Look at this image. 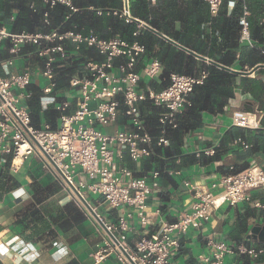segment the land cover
<instances>
[{
  "label": "crops",
  "instance_id": "1",
  "mask_svg": "<svg viewBox=\"0 0 264 264\" xmlns=\"http://www.w3.org/2000/svg\"><path fill=\"white\" fill-rule=\"evenodd\" d=\"M234 4L235 0H223L217 12L212 13L204 0H129L130 14L134 19L127 21L113 12L121 10L123 0H119L117 6L113 0H70V6L74 9L59 1L50 6L43 0H0V26L12 32L25 31L42 35L54 31L74 32L82 37L92 33L99 39L119 37L128 42L136 40L144 44L145 51L138 57L135 70L141 71L146 62L156 58L161 65V74L156 79H141L143 88L155 90L149 85L151 81L161 85L165 69L186 70L188 55L198 61L193 66L195 75L202 70L207 71V66L213 64L169 43L145 26L141 27L139 21L195 54L211 60L214 59L207 55L213 47L219 54L230 56V65L221 64L248 72L236 74L227 71L231 74L229 86L232 88V97L222 106L213 103L211 109L201 111V126L187 131L182 137L179 145L182 157L177 155L174 160H170L159 155L162 162L157 166L146 162L149 156L132 160L127 152L123 153V163L135 176H148L152 170L159 171L157 187L152 188L148 199V210L159 209V214L145 226H140L135 216L128 220L130 230L127 232V244L131 248L140 235L151 236L156 233L159 218L173 221L182 211L189 210L193 198L184 185L185 179L208 186L230 172L231 167H245L250 162L260 164L264 171V82L260 78L264 75V67H257L252 71L264 62L261 51L264 49V42L258 43L251 33L249 17L252 13L249 9L250 41L241 39L242 15L238 19L232 15ZM20 5H24L29 13L28 18H25L28 23L25 27L16 24L21 22ZM45 12L48 14L47 21H44ZM263 18L264 13L259 16L258 24H264L261 22ZM235 19L238 20L237 29L232 25ZM151 20L158 28L150 24ZM120 24L129 25L130 31L124 32L125 29L120 28ZM136 31L137 34L134 35ZM57 42L59 41L54 39L42 41L40 45L23 43L14 55L9 51V42L0 41V57H13L12 64L0 65V74L9 76L27 72L30 75V83L24 90L13 88V92L20 97L19 104L27 107V101L33 95H39L40 110L31 113L28 109L31 121L37 127L44 124H49L51 128L57 127L60 115L57 106L66 101V111L72 112L78 102V91L70 88L68 82L65 86L56 85L46 96V99L53 97V101L40 99L43 96L42 88L48 81L42 74L45 57L38 52L44 45ZM60 42L64 47L69 43L75 45L68 37H63ZM167 45L170 46L168 50ZM194 46L201 50H193ZM65 49L66 57L71 52L75 53L73 49ZM178 52L185 54L180 67L177 66ZM55 57V62L62 60L58 53H55ZM117 62L118 58L115 59V63ZM53 71L57 78V69L54 68ZM73 76L76 75H70L69 79ZM217 86L221 87L222 84L219 82ZM140 105L150 108V116L147 117L142 110L141 113L147 129L156 133L160 108L148 102H141ZM230 108L254 114L259 125L252 128L234 125ZM187 111L188 107L177 116V120L184 119ZM53 112H57L56 117ZM130 128L131 124L120 113L116 122L101 130L110 134L117 129ZM237 138L248 146L234 145L233 141ZM216 143L218 147L214 148L213 153L205 152ZM203 153L206 157L215 154L216 158L203 159ZM183 156L191 157L184 159ZM168 170H178L180 173L169 175ZM250 194L253 200L264 204V191L255 189ZM87 198L107 223H115L123 214L122 207L109 208L105 204H98L96 195L90 194ZM256 223L264 225V210L261 208L245 202L233 206L224 204L213 211L211 220L201 230H190L179 237V246L172 252L171 264H197V255L205 251L204 242L208 235L217 236L229 243L245 242L255 247L262 246L264 242L250 234L251 227ZM99 228L77 200L69 196V191L63 188L40 158L36 155L25 159L13 158L0 145V264H121L114 254H109L98 262L94 260V252L103 245V232ZM231 261L264 264V252L256 258L246 254H233L225 258V264Z\"/></svg>",
  "mask_w": 264,
  "mask_h": 264
},
{
  "label": "built area",
  "instance_id": "2",
  "mask_svg": "<svg viewBox=\"0 0 264 264\" xmlns=\"http://www.w3.org/2000/svg\"><path fill=\"white\" fill-rule=\"evenodd\" d=\"M43 1L50 6L58 1L70 6V0ZM204 1L210 11L216 13L223 0ZM128 4L129 0H123L121 10L113 12L130 21L134 18ZM70 8L74 9L72 6ZM248 15L249 11L244 7L240 17L241 39L250 41ZM47 18L48 14L45 12L44 21ZM261 22H264V18ZM139 23L141 27L145 26L144 22ZM133 34L136 35L137 31ZM63 37L70 38L75 43V49H78L80 43L94 46L103 57L100 62H83L80 67L82 73L69 79V87L78 91L76 108L67 112L68 104L64 101L57 106L60 111L57 127L51 128L49 124L37 127L33 125L27 107L19 104V95L13 92V88L24 90L30 83V75L27 72L9 76L0 74V145L13 158L25 159L31 155L40 158L63 188L69 191V196L77 200L97 224L75 195L71 185L98 215L96 206L87 198L90 194L97 196L98 204H105L109 208H123V214L115 223H107L99 215L115 240L98 224L103 232V245L93 254L96 262L114 254L121 264H132L126 252L135 264H171L172 252L179 246V237L190 230H201L211 220L213 211L222 205L233 206L245 202L264 210V204L253 200L250 194L255 189L264 191V171L256 162H250L239 171H230L208 186L185 179L184 185L193 198L189 210L182 211L173 221L159 218L155 234L140 235L134 247H129L128 220L135 216L138 224L145 226L159 214V209L148 210V199L152 188L157 187L159 171L152 170L148 176H135L123 163V153L127 152L132 160H138L151 155L154 145L167 146L168 129L178 126L177 116L191 106L190 95L197 85L204 82L207 71L202 70L198 75L171 72L168 84L155 91L143 88L140 83L141 79H156L160 76V62L153 58L143 65L141 71H136L138 57L145 51L144 44L136 40L128 42L119 37L99 39L92 33L85 37L79 33L57 31L46 35L25 31L16 33L0 26V41L7 40L9 51L14 55L23 43L40 45L42 41H59L44 45L38 52L45 57L42 74L48 81L42 88L41 101L54 100L53 97L46 99V96L56 86L53 71L55 53L61 58L67 54L60 42ZM261 51L264 54V49ZM12 61L13 57H0L2 66L12 64ZM260 78L264 82V75ZM141 102L160 108L156 133L147 129L141 113ZM120 113L131 124L130 129H117L110 134L101 130L116 122ZM229 113L234 125L251 128L259 125L254 114L234 108H230ZM248 117H252L251 124L238 123V119L249 122ZM233 144L248 146L239 138ZM217 146L216 143L205 152L213 153ZM179 173L178 170L167 171L169 175ZM204 243L206 249L197 255V264H225V258L229 255L246 254L256 258L264 252V245L255 247L245 242L229 243L214 235L206 236ZM228 264L243 263L231 261Z\"/></svg>",
  "mask_w": 264,
  "mask_h": 264
},
{
  "label": "trees",
  "instance_id": "3",
  "mask_svg": "<svg viewBox=\"0 0 264 264\" xmlns=\"http://www.w3.org/2000/svg\"><path fill=\"white\" fill-rule=\"evenodd\" d=\"M114 5L117 6L119 3V0H113ZM21 7V22H17L16 24H19L22 27H25L26 21L25 18H28V10L25 8L24 5H20ZM246 7L251 11L252 15L249 17L250 21V29L251 33L255 37L256 41L258 43L264 42V24H258V18L261 14L264 13V2L263 0H235V4L233 7V14L237 19L239 16L243 14V8ZM235 19L232 22L233 28L237 29V22L238 20ZM151 25L158 28L156 23L151 20ZM120 28L125 29L124 32H129L131 27L129 25L120 24ZM214 45V44H212ZM66 48L73 49L75 53L71 52L68 57L62 58L61 61H57L53 63V69H57L58 74L56 80V85L59 86H65L68 82V79L70 75L75 74H81V64L85 61L91 60V61H97L100 62L102 60V55L98 53L96 48L94 46H88L85 43H80L78 49H75L72 44H68L65 46ZM170 46H166V50H168ZM193 50L200 51L201 48L198 46H194ZM175 51V50H174ZM210 54L207 56L214 59L215 61H218L220 63H223L225 65H230V56L221 55L218 53L217 49H214L213 47L210 50ZM178 63L177 66L180 67L182 63V59L185 57L184 53L178 52ZM188 67L186 70H181L180 68L172 70V69H165L162 72V78L163 82L161 85H156L154 82H149V85L151 88L158 90L162 87H165L169 82V73L175 72V73H184V74H191L195 75L196 71L193 70L194 64L198 63V61L188 55L186 56ZM263 61V60H262ZM231 81V74L227 72L226 70H222L217 68L213 65L207 66V76L203 82V84L198 85L194 88L193 92L191 93V106L188 107V111L184 115V119L178 121V126L176 128L168 129V135H169V141L171 139V143L167 146H153V153L152 155H149L146 162L149 164L154 163L160 165L162 162L159 155H163L165 157H168L170 160H174V158L177 155H180L182 157V152L179 150V145L181 144L183 135L189 131L198 128L201 126V120H200V113L202 110H205L206 108L211 109L212 104H219L222 106L223 104L227 103V99L232 97V88L229 86V83ZM221 83L222 86L218 87L217 84ZM211 104V105H210ZM27 109L31 111V113H36L40 110L39 106V95H33L26 103ZM142 113L150 116V113H148V107L144 105H140ZM152 111L154 112V109L152 108ZM152 112V113H153ZM54 116H57V112H53ZM218 147V146H217ZM216 147V149H217ZM202 158H206L208 160H214L216 158V155L208 156L206 157L204 153L202 154ZM191 157V156H183L184 159ZM193 157V156H192ZM246 167V166H245ZM245 167L240 168H232L230 171H239L241 169H244ZM158 168V167H157ZM249 213V211H248Z\"/></svg>",
  "mask_w": 264,
  "mask_h": 264
},
{
  "label": "water",
  "instance_id": "4",
  "mask_svg": "<svg viewBox=\"0 0 264 264\" xmlns=\"http://www.w3.org/2000/svg\"><path fill=\"white\" fill-rule=\"evenodd\" d=\"M146 28H148L149 30H151L152 32H154L155 34L161 36L163 39H165L166 41H168L169 43H172L175 46H178L180 48H182L183 50L187 51L188 53L192 54L193 56L201 59V60H205L208 61L209 63L217 66L218 68L224 69L226 71H230L236 74H245L248 72H245L243 70H234L229 68L228 66H225L217 61L208 59L205 56H201V55H197L195 54L192 50L180 45L179 43L175 42L174 40L168 38L167 36L163 35L162 33L158 32L157 30H155L154 28H152L151 26L145 24ZM257 67H264V64H259L256 67H254L252 69V71H254ZM71 189L73 190V192L75 193V195L78 197V199L81 201V203L83 204V206L89 211V213L95 218V220L98 222V224L112 237L113 240H115V238L112 236V234L108 231V229L106 228L105 223L103 222V220L99 217V215L93 210V208L91 207V205L87 202V200H85L80 194L79 192L71 185ZM250 234L253 235L254 237L257 238L258 241L260 242H264V225H260V224H254L251 229H250ZM123 250V249H122ZM124 251V250H123ZM125 252V251H124ZM127 258L131 261L132 264H135L134 262H132V260L130 259L129 255L125 252Z\"/></svg>",
  "mask_w": 264,
  "mask_h": 264
},
{
  "label": "bare ground",
  "instance_id": "5",
  "mask_svg": "<svg viewBox=\"0 0 264 264\" xmlns=\"http://www.w3.org/2000/svg\"><path fill=\"white\" fill-rule=\"evenodd\" d=\"M249 119V122H241V119H238L239 120V124H243V125H246L247 123L251 124L252 123V117H248Z\"/></svg>",
  "mask_w": 264,
  "mask_h": 264
}]
</instances>
